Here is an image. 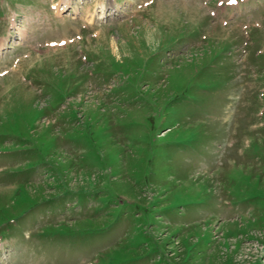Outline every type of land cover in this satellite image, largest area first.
Listing matches in <instances>:
<instances>
[{
    "label": "rangeland",
    "instance_id": "1",
    "mask_svg": "<svg viewBox=\"0 0 264 264\" xmlns=\"http://www.w3.org/2000/svg\"><path fill=\"white\" fill-rule=\"evenodd\" d=\"M125 1L0 0V264H264V0Z\"/></svg>",
    "mask_w": 264,
    "mask_h": 264
},
{
    "label": "bare ground",
    "instance_id": "2",
    "mask_svg": "<svg viewBox=\"0 0 264 264\" xmlns=\"http://www.w3.org/2000/svg\"><path fill=\"white\" fill-rule=\"evenodd\" d=\"M63 1V0H62ZM113 3H114V0H110V2H108V3H106L105 1H103V2H101L99 5H98V7H100V9H98L97 10V12L98 11H100L101 13H104L105 14V12H107L108 11V8H109V6H111V5H113ZM55 8L57 9V11L59 12V14H60V8H59V6H55ZM91 12V9H88L87 10V13H90ZM94 12V11H93ZM92 12V14H91V16H92V18H91V20H90V22H93L94 20H93V17L97 14L96 12L95 13H93ZM14 24H15V22H14ZM21 32H23V33H26V31H25V29H24V31L23 30H21ZM0 49H2V47H4V46H6L7 45V38H3V39H1L0 40Z\"/></svg>",
    "mask_w": 264,
    "mask_h": 264
},
{
    "label": "trees",
    "instance_id": "3",
    "mask_svg": "<svg viewBox=\"0 0 264 264\" xmlns=\"http://www.w3.org/2000/svg\"><path fill=\"white\" fill-rule=\"evenodd\" d=\"M185 252V251H184ZM178 255H180V257L181 256H183L184 254H186V253H177ZM184 259V258H183ZM192 259V258H191ZM191 259H185V260H183L184 261V263H187V264H193L194 262H192L191 261ZM197 264V263H196Z\"/></svg>",
    "mask_w": 264,
    "mask_h": 264
}]
</instances>
